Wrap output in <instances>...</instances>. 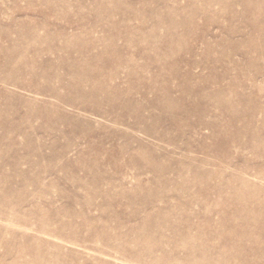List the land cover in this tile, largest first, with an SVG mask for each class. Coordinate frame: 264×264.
I'll list each match as a JSON object with an SVG mask.
<instances>
[{"label":"rangeland","instance_id":"374dc122","mask_svg":"<svg viewBox=\"0 0 264 264\" xmlns=\"http://www.w3.org/2000/svg\"><path fill=\"white\" fill-rule=\"evenodd\" d=\"M0 264H264V0H0Z\"/></svg>","mask_w":264,"mask_h":264}]
</instances>
